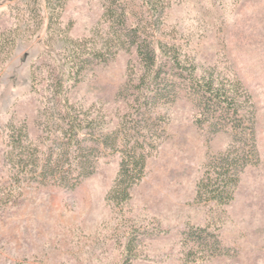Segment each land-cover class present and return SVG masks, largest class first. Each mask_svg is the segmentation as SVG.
I'll return each mask as SVG.
<instances>
[{"label":"rangeland","instance_id":"1","mask_svg":"<svg viewBox=\"0 0 264 264\" xmlns=\"http://www.w3.org/2000/svg\"><path fill=\"white\" fill-rule=\"evenodd\" d=\"M62 5L49 31L46 0H0V264H264V0ZM64 35L104 55L79 66V82ZM137 44L156 49L154 67ZM205 82L227 95L242 142L255 130L257 158L228 205L197 197L208 159L233 143V120L219 125L193 93ZM65 102L89 121L84 146H96L94 172L73 189L17 174L7 159L12 134L28 154L57 159L59 131L47 121ZM125 131L151 147L143 179L117 204L108 195L121 153L97 139ZM198 228L221 250L195 244L187 233Z\"/></svg>","mask_w":264,"mask_h":264},{"label":"trees","instance_id":"2","mask_svg":"<svg viewBox=\"0 0 264 264\" xmlns=\"http://www.w3.org/2000/svg\"><path fill=\"white\" fill-rule=\"evenodd\" d=\"M62 2L63 0H46L47 7L53 11L49 17V31L57 23L60 15L57 12V7H59L60 11V8L63 6ZM113 11L115 12V8L111 4L106 14H113ZM124 34L123 32L119 34V41L127 38ZM61 41L67 48H72L73 55L70 63L72 64L71 68L74 70V73H71L72 75L70 76L75 82H79V66L93 62H102L104 60L102 59L104 55L100 50L92 48L83 49L79 41L73 40L67 35H64ZM133 44L136 45V43ZM136 50L139 58L149 68L155 66L157 56L154 47L151 45L144 46L137 44ZM205 85L207 88H205ZM59 88L61 89L60 83ZM193 93L201 105L203 104L204 107L209 108V114L218 120L219 125L220 123L227 124L233 120L231 127L233 131L232 145L226 151L208 159L205 165L204 176L197 187V197L199 199L216 202L220 205H228L234 198V192L239 183L242 171L254 158H257L255 130L250 128L248 130L246 129V131L244 130V132L242 131L249 143L247 145L242 142L243 139L240 137L241 133L237 131V126H240L238 123L240 119L233 116L229 107L223 105L227 103L228 97L227 95L221 94L220 90L213 89L212 83L205 82L204 85L193 87ZM155 98L156 96L154 94L150 95V97L145 96L146 105L149 102L148 100ZM212 102H216L221 106L215 108ZM69 107L72 109V106L65 102L60 114L58 112V117L53 118L47 116L48 124L56 120L53 122L57 124L56 128L59 131V153L57 159H54L50 155L49 159L41 160L34 156V154H28L25 152L26 148L22 145V140L16 139L14 134L11 135L12 152L8 153L7 159L14 168H17V174H23L24 176L30 175L36 178V180L41 181L52 180L63 188L73 189L79 184L81 179L88 177L94 172V163L91 160V154L96 149V146H84L86 139L82 135V132L87 129L86 126L89 125V121L87 119H81L79 116L71 113V111L68 112ZM154 126L157 137L162 136L164 129L157 127L155 124ZM23 134L27 140V131ZM112 137L110 135H102L97 139V142L98 145L103 147L117 148L121 153L120 169L108 195L109 200L120 204L129 200L131 190L143 179L151 143H148L145 139L140 140L139 137L127 131L122 132L121 137L120 135H116L114 138ZM16 142L20 147L15 145ZM118 143L121 145H117ZM17 149L21 150V154L19 153V155L22 157H19V155L14 156V151ZM187 234L195 244L206 247L212 253L221 250L218 237L208 233L205 229H191ZM125 264H129V262Z\"/></svg>","mask_w":264,"mask_h":264}]
</instances>
